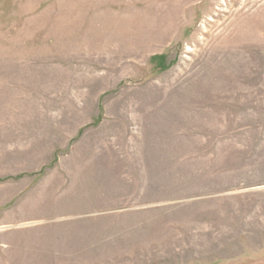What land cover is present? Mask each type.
<instances>
[{"label":"rangeland","instance_id":"rangeland-1","mask_svg":"<svg viewBox=\"0 0 264 264\" xmlns=\"http://www.w3.org/2000/svg\"><path fill=\"white\" fill-rule=\"evenodd\" d=\"M0 264H264V0H0Z\"/></svg>","mask_w":264,"mask_h":264}]
</instances>
